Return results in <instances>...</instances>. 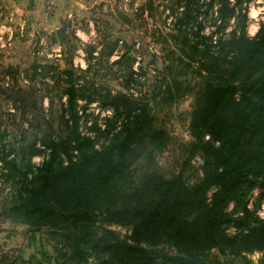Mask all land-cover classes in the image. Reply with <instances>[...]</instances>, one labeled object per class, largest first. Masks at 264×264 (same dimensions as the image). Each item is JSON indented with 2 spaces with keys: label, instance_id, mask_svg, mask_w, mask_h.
<instances>
[{
  "label": "trees",
  "instance_id": "trees-1",
  "mask_svg": "<svg viewBox=\"0 0 264 264\" xmlns=\"http://www.w3.org/2000/svg\"><path fill=\"white\" fill-rule=\"evenodd\" d=\"M177 1L171 40L180 54L174 59L200 80L188 125L189 159L203 162L193 184L181 173L166 178L153 168L169 135L156 127L147 101L87 87L89 61L81 71L71 60L63 69L33 67V76L53 72L65 85V136L47 125L40 138L21 142L17 158L3 159L1 178L15 189L0 215L29 234L43 233L70 264H252L248 255L264 253V219L256 214L264 198V24L248 36L253 0ZM208 15L212 24L204 27L200 20ZM67 34L64 23L53 38L65 43ZM118 42L98 51L90 46V54L121 70L129 90L138 81L134 59L124 62L122 54L110 61ZM171 78L155 85L169 102L184 91ZM78 102L82 114L93 103L113 113L103 129L87 127L95 140L80 134ZM41 154L47 158L35 167L31 159ZM141 161L146 168L134 183L132 167Z\"/></svg>",
  "mask_w": 264,
  "mask_h": 264
},
{
  "label": "rangeland",
  "instance_id": "rangeland-1",
  "mask_svg": "<svg viewBox=\"0 0 264 264\" xmlns=\"http://www.w3.org/2000/svg\"><path fill=\"white\" fill-rule=\"evenodd\" d=\"M177 3V0H107L99 6L95 5L86 15L65 21L68 25V42L65 43L42 33L34 35L32 43L27 42L28 31L25 33V27L22 37L19 33L15 34L18 43L0 51V163L3 159L8 161L10 155L17 158L21 142L29 144L34 138H40L47 125L59 137L65 136V118L60 116L61 110L66 107L65 98H61L65 85L55 78L57 76L53 72L45 74L41 71L36 77L33 76V67L51 65L63 69L65 63L71 60L73 69L81 71L89 61L92 70L87 87L93 84L96 89L101 88L102 93L110 90L112 94L124 93L139 98V101H147L156 127L163 128L169 135L165 149L154 158L153 168L166 178L181 173L189 184L197 182L201 177L198 169L201 159L199 156L189 159L192 138L188 125L200 80L190 70L185 73L186 67L174 59L180 54L179 46L171 40L174 34L172 11H176ZM111 16L121 21V17H129L131 23L127 25L128 28L123 27L125 24L121 28L114 23L108 25ZM247 18V34L253 37L260 24H264V0H253L247 6ZM200 22L204 27H209L212 24L211 16L202 18ZM233 23L230 22V25ZM114 40L119 42L112 61L122 54L125 55L124 62L132 58L133 68L139 73V79L132 84L131 91L123 88L121 70L110 68L105 58L96 59V52L93 56L90 54V46L98 51L102 44L110 45ZM21 43L23 46L18 47ZM172 61L178 65H174V70L169 73L167 66ZM176 73L183 74L175 77ZM171 77L181 81L179 83L184 91L180 97L169 102L155 85H162L157 82L164 78V87L171 82ZM81 106L82 103L78 102L77 111L80 112ZM107 110L110 109H101L96 103L88 106L85 114L79 115V131L87 132L86 123H98L103 118L102 113ZM145 168L144 161L132 167L134 183ZM14 189L13 183L3 181L0 214L8 206ZM258 195L259 192L253 193L250 200L253 201ZM263 210L264 198L256 214L259 216ZM113 229L121 236L126 234L119 227ZM226 232L232 234L235 230L227 228ZM1 234H4L7 242H0V258L5 256L10 264H70L63 257V250L57 253L53 243L44 239L43 233L29 234L24 225L12 223L0 215ZM248 258L252 264L264 263V253H253Z\"/></svg>",
  "mask_w": 264,
  "mask_h": 264
},
{
  "label": "crops",
  "instance_id": "crops-1",
  "mask_svg": "<svg viewBox=\"0 0 264 264\" xmlns=\"http://www.w3.org/2000/svg\"><path fill=\"white\" fill-rule=\"evenodd\" d=\"M48 1H51L53 4V11L49 17H46L45 8ZM105 1L107 0H0V12L6 15H12L15 22L23 24V31L24 27L25 33L28 31V35L26 36L27 42L32 43L34 35L42 33V35L54 36L65 21L72 17L86 15L95 5L99 6V4ZM121 19L122 21L119 18L115 20L114 17L111 16V21L107 23L108 25L114 23L117 27L119 26V28L125 24L126 26L124 25L123 27L128 28L127 25L131 23V19L129 17L128 19L121 17ZM17 39L18 38L15 36L12 44L18 43ZM22 46L23 43L18 45V47ZM3 235L4 234H1L0 236V242H7L6 237L3 238ZM0 264L10 263L4 256L0 258Z\"/></svg>",
  "mask_w": 264,
  "mask_h": 264
},
{
  "label": "built area",
  "instance_id": "built-area-1",
  "mask_svg": "<svg viewBox=\"0 0 264 264\" xmlns=\"http://www.w3.org/2000/svg\"><path fill=\"white\" fill-rule=\"evenodd\" d=\"M52 11H53V4L51 1H48L46 4V8H45V16L49 17L50 14L52 13ZM17 33H19V34L23 33V24H19V23L15 22V19L12 15H6L3 12H0V51L3 49L9 48L12 45V43L14 41L15 34H17ZM114 54H113V56H114ZM112 57L110 58L111 59L110 61H112ZM116 59H118V56L116 57ZM132 70L136 73L135 77L137 79H139V73L136 72L137 70L134 69L133 67H132ZM6 79L9 80V77H7ZM131 87H132V85L130 86V89H129L130 91H131ZM80 114H82L81 111L79 112V115ZM112 114L113 113L111 110H107V111H105V113H102L103 118L101 119V121H99L97 123V125L100 126L101 129H103L104 119L112 117ZM86 124H87V126H90L92 123L89 121ZM80 134L82 136H86L92 140H95V137H96L94 132H88L87 131L84 133L80 132ZM99 143L100 142L95 144L96 149L99 148ZM13 156L14 155H10V158H13ZM46 158H47V154H41V155L32 157L31 162L35 167H38L43 162V160ZM2 167H3V165H2V163H0V189L3 187V180L1 178V174L4 172V170ZM249 206H251V200L249 202ZM259 217L261 219H264V210L259 213Z\"/></svg>",
  "mask_w": 264,
  "mask_h": 264
},
{
  "label": "water",
  "instance_id": "water-1",
  "mask_svg": "<svg viewBox=\"0 0 264 264\" xmlns=\"http://www.w3.org/2000/svg\"><path fill=\"white\" fill-rule=\"evenodd\" d=\"M203 162L202 161H200V164H202Z\"/></svg>",
  "mask_w": 264,
  "mask_h": 264
}]
</instances>
